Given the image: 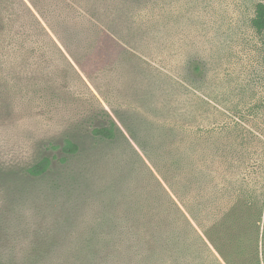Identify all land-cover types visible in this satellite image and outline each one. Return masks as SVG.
<instances>
[{
	"label": "rangeland",
	"instance_id": "obj_1",
	"mask_svg": "<svg viewBox=\"0 0 264 264\" xmlns=\"http://www.w3.org/2000/svg\"><path fill=\"white\" fill-rule=\"evenodd\" d=\"M257 2L264 0H0V264H101L104 245L106 264H115L123 254L114 226L148 231L167 220L149 170L221 264H264ZM10 36L36 49L35 60H20ZM37 89L45 100L33 97ZM196 118L208 125L211 185L220 189L208 195L211 240L158 170L178 157L180 135L191 140L173 128ZM110 120L114 139L91 133ZM64 138L80 148L60 162ZM45 155L49 169L27 174ZM141 209L153 213L128 218Z\"/></svg>",
	"mask_w": 264,
	"mask_h": 264
},
{
	"label": "trees",
	"instance_id": "obj_2",
	"mask_svg": "<svg viewBox=\"0 0 264 264\" xmlns=\"http://www.w3.org/2000/svg\"><path fill=\"white\" fill-rule=\"evenodd\" d=\"M23 4H25L24 1ZM38 10L47 21L43 11L39 8ZM32 17L35 25L45 37H47L46 39L49 44L56 47V43L45 27L34 14H32ZM251 24L258 33H264L263 2H257L255 4ZM6 25L7 23L5 24L2 19H0V26L5 27ZM8 40L16 46L15 38L10 36ZM24 42L21 41L17 43L18 45L16 46L20 48L19 59L22 61L27 59L33 60L35 57L33 56V52L37 50L25 48V50H23L21 47H23L22 45ZM33 93V97L40 101L47 98V93L44 89H37ZM203 104L208 107V102H204L203 100ZM195 105H197L196 100ZM193 115L197 116V113L193 112ZM192 119L187 123V127L176 126L173 128L175 131L177 130L183 132L184 135L190 136L191 140H187L186 136L180 135L181 146L176 149L178 157L175 159L169 158L166 161L162 160V168L164 169L161 170L162 168H160L158 170H160L159 172L162 179L176 196L177 200L183 205L207 239L211 240V235L209 234L211 229L208 227V219L210 217L208 211V195H213L216 190L220 189L219 186L214 185L213 188L211 185L212 165L208 160V125L203 126L201 125L202 123L199 124L197 118L195 120V125H189ZM115 126L116 124L114 121L110 120L108 124L92 127L91 133L94 136L111 140L116 137ZM58 147L63 153L58 159L60 162L66 161L67 155L76 154L80 148L78 143L70 138H64ZM184 155H188L187 158H185ZM51 162L52 157L47 155L42 156L26 167V173L30 176L37 177L49 169ZM149 172L151 173L153 185L159 190V193L167 203L165 214L168 221L165 220L162 224L156 223L153 227L148 229V231L146 229L136 228L135 225L127 227L125 223H119L114 226L116 234H118V232L120 234L114 243H118V252H122L123 254L122 258H114L115 264H130V261H132V264H221L209 247L207 241L197 231L180 205L166 190V187L150 170ZM151 212L153 213V210L141 209L135 212L134 217H129L128 215V218L138 219L147 214L151 215ZM115 213L116 217L119 218L120 214L117 210ZM124 215L127 216L126 214ZM121 237L123 239H120ZM100 250L106 254L107 251H110V247L104 245L101 246ZM104 254L98 258L101 264H106V257ZM132 259L137 260V262Z\"/></svg>",
	"mask_w": 264,
	"mask_h": 264
}]
</instances>
